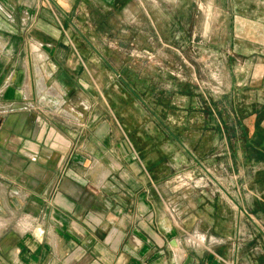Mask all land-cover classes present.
<instances>
[{"label":"crops","instance_id":"crops-1","mask_svg":"<svg viewBox=\"0 0 264 264\" xmlns=\"http://www.w3.org/2000/svg\"><path fill=\"white\" fill-rule=\"evenodd\" d=\"M131 1L0 0V264H264V0L232 5L227 58L242 62L230 105L243 133L235 144L223 131L219 154L231 169L236 156L257 169L204 190L171 177L218 140L171 142L146 126L155 115L131 101L138 89L102 78L116 72L90 30L101 11L153 23L170 9ZM194 230L223 243L189 247Z\"/></svg>","mask_w":264,"mask_h":264},{"label":"rangeland","instance_id":"rangeland-1","mask_svg":"<svg viewBox=\"0 0 264 264\" xmlns=\"http://www.w3.org/2000/svg\"><path fill=\"white\" fill-rule=\"evenodd\" d=\"M235 1L240 5V0H139L170 4V9L151 13L153 23L145 12L129 11H101V27L91 22L92 34L101 37V63L111 68L112 74L116 72L102 78L106 83L115 81L138 89L139 98L131 93L136 99L129 100L143 113L148 110L150 114L145 103L152 107L155 119L148 128L169 133L171 142L174 136L182 137L191 149L200 138L201 149L218 140L217 152L205 155L201 163L187 156L173 171L171 179L176 185H185L182 189H195L194 182L199 181L212 187L219 181L248 178L257 169L238 156L231 169L226 157L219 155L225 153L220 137L223 131L233 135L235 144L243 133L232 118L233 93L229 92L234 78L230 70L242 62L238 56L230 61L227 58L239 17L232 11ZM210 2L212 10L208 9ZM91 17L97 18L98 13Z\"/></svg>","mask_w":264,"mask_h":264},{"label":"built area","instance_id":"built-area-1","mask_svg":"<svg viewBox=\"0 0 264 264\" xmlns=\"http://www.w3.org/2000/svg\"><path fill=\"white\" fill-rule=\"evenodd\" d=\"M40 51V49H38ZM178 182H181L179 180ZM185 185H182L181 187H184ZM193 187L197 190H204L209 189L210 185L208 183H204L203 181L194 182ZM172 213L177 212L176 209H171ZM184 242L187 246L192 247L194 249H203V248H211L216 245L222 244L223 240L213 237V236H207L197 230H194L188 234H186V237L184 239Z\"/></svg>","mask_w":264,"mask_h":264},{"label":"bare ground","instance_id":"bare-ground-1","mask_svg":"<svg viewBox=\"0 0 264 264\" xmlns=\"http://www.w3.org/2000/svg\"><path fill=\"white\" fill-rule=\"evenodd\" d=\"M208 7H210V5L208 6ZM209 9V8H208ZM208 11V10H207ZM210 11V10H209ZM208 15V14H207ZM209 18V17H208ZM206 21V20H205ZM207 23V22H206ZM209 27V26H208ZM206 29H208L207 27H206ZM43 58V57H42ZM1 222V221H0Z\"/></svg>","mask_w":264,"mask_h":264}]
</instances>
